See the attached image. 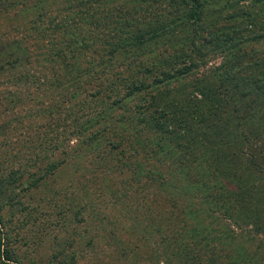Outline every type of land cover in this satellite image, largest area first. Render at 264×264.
I'll return each mask as SVG.
<instances>
[{"label":"rangeland","instance_id":"rangeland-1","mask_svg":"<svg viewBox=\"0 0 264 264\" xmlns=\"http://www.w3.org/2000/svg\"><path fill=\"white\" fill-rule=\"evenodd\" d=\"M199 1L0 0V264H264V0Z\"/></svg>","mask_w":264,"mask_h":264},{"label":"trees","instance_id":"trees-1","mask_svg":"<svg viewBox=\"0 0 264 264\" xmlns=\"http://www.w3.org/2000/svg\"><path fill=\"white\" fill-rule=\"evenodd\" d=\"M184 1H185L186 5H188V6L190 4H192V6L190 5L191 11L194 15V18H197L196 16H197L198 12L201 10L200 7L202 5L200 3V1L199 0H184ZM223 29L224 30H222V29L220 30L222 33L216 31L217 36H221L223 38H226L227 40L230 37L229 35L233 36V35H236L240 32V29L237 25H230L228 27H224ZM227 34H229V35H227ZM229 39L232 40L231 37ZM44 57H45V55H44ZM55 58L59 59L63 63L67 64L66 68H67L68 72H70L71 74L77 73L76 68H75V64L73 62H71V63L67 62V61H69V57L65 53L58 51L56 53L50 54V56H48V61L49 62L54 61V60H56ZM204 64H205V62H203L201 59H198V63L191 64L189 70L188 69L182 70V69H179L180 68L179 67L178 70L175 72V74H172L171 77L174 75H177V76L186 75V74H188L189 71L191 72L192 70H195ZM246 66H247V63L242 68H239V67L233 68V70H231V72H242V70ZM228 75H230V73H228L226 76H228ZM169 78L170 77L167 78L166 76H163L162 80H160L159 83H165V82H167L166 80ZM43 85L46 86L47 90L49 89L52 91L62 89V87H63V83L60 81V78H58L57 76H54V75H51L43 83ZM235 92H237V91H234L233 88L224 86L223 90L219 94L221 96L217 100H216L215 95L213 93H208L205 96V98L202 100H198V99L193 98L192 96L185 95V98L187 99L186 101L177 100L179 102L172 104L171 108H172L173 113H177L178 111H183L185 114H182V115H183V120H185V121L189 120L191 122L193 120V118H195L199 114H201L202 117H204V119L206 120L209 118L206 111L217 109V111L219 112V111H222V109L224 107H226L225 109H227L229 107V105H232V110H235L236 104L238 106H239V104H243L241 102H237L235 104L234 101H232L231 96L234 95ZM230 98H231V100H230ZM251 110L253 111V109H251ZM258 111L260 112L258 115H260V116L263 115L264 110H258ZM225 112L226 111H223V114ZM223 139L224 140L228 139V141H229L231 139L230 132L228 134H226L223 137ZM225 145L226 144H223V146H225ZM259 195L263 196V198H264L263 190L259 189ZM232 198H233V202H234V200H236L234 194H232ZM246 213H247V211H246ZM247 216H252V214L248 213ZM2 246H3V239L0 237V255H4V252H6L5 256H3V257L5 260L9 261L10 257L8 255H6L7 250L2 252V249H1ZM3 264H6V263H3Z\"/></svg>","mask_w":264,"mask_h":264}]
</instances>
